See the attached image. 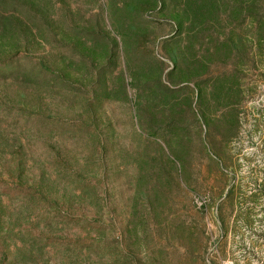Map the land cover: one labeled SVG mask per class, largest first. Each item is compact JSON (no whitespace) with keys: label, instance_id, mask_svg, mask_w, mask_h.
I'll use <instances>...</instances> for the list:
<instances>
[{"label":"rangeland","instance_id":"rangeland-1","mask_svg":"<svg viewBox=\"0 0 264 264\" xmlns=\"http://www.w3.org/2000/svg\"><path fill=\"white\" fill-rule=\"evenodd\" d=\"M0 264H264V0H0Z\"/></svg>","mask_w":264,"mask_h":264}]
</instances>
